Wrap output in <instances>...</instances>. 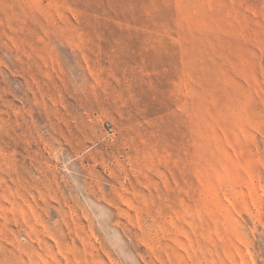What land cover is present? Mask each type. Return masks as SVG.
<instances>
[{
	"label": "rangeland",
	"instance_id": "rangeland-1",
	"mask_svg": "<svg viewBox=\"0 0 264 264\" xmlns=\"http://www.w3.org/2000/svg\"><path fill=\"white\" fill-rule=\"evenodd\" d=\"M0 264H264V0H0Z\"/></svg>",
	"mask_w": 264,
	"mask_h": 264
},
{
	"label": "built area",
	"instance_id": "built-area-1",
	"mask_svg": "<svg viewBox=\"0 0 264 264\" xmlns=\"http://www.w3.org/2000/svg\"><path fill=\"white\" fill-rule=\"evenodd\" d=\"M108 127H109V125H108Z\"/></svg>",
	"mask_w": 264,
	"mask_h": 264
}]
</instances>
